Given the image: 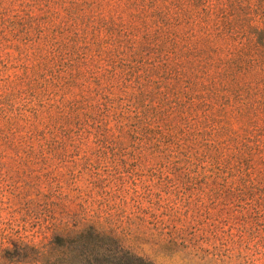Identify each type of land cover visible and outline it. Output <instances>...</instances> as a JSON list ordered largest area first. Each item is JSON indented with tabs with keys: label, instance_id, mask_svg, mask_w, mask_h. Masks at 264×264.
I'll use <instances>...</instances> for the list:
<instances>
[{
	"label": "rangeland",
	"instance_id": "374dc122",
	"mask_svg": "<svg viewBox=\"0 0 264 264\" xmlns=\"http://www.w3.org/2000/svg\"><path fill=\"white\" fill-rule=\"evenodd\" d=\"M177 1L0 0V264H264V52Z\"/></svg>",
	"mask_w": 264,
	"mask_h": 264
},
{
	"label": "trees",
	"instance_id": "16d2710c",
	"mask_svg": "<svg viewBox=\"0 0 264 264\" xmlns=\"http://www.w3.org/2000/svg\"><path fill=\"white\" fill-rule=\"evenodd\" d=\"M179 1H183L182 5L177 3ZM177 2L176 5L180 7L185 4L184 14L188 20L193 22H202L216 27L221 25L227 27L231 23L238 26L248 24L249 27L246 31L248 42H252L256 49L264 52V0H178ZM225 4L230 8L226 9ZM254 16L263 23L262 26L249 24V19ZM210 51H215V47L210 48ZM246 141L252 151L259 150L260 146L264 148V139L260 138V134L252 140L248 138ZM245 184L246 182H242L241 186L245 187ZM251 188L252 186H246L245 191H249ZM126 255L132 262L149 263L137 254L127 252Z\"/></svg>",
	"mask_w": 264,
	"mask_h": 264
}]
</instances>
